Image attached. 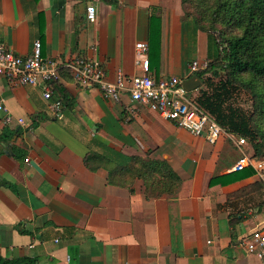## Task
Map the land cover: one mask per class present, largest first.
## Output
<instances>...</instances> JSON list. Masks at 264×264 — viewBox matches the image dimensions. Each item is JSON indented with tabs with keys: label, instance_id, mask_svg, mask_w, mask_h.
Masks as SVG:
<instances>
[{
	"label": "crops",
	"instance_id": "1",
	"mask_svg": "<svg viewBox=\"0 0 264 264\" xmlns=\"http://www.w3.org/2000/svg\"><path fill=\"white\" fill-rule=\"evenodd\" d=\"M90 5L94 22L87 19ZM182 17L180 0H0V44L30 56L40 41L43 58L65 65L100 60L114 82L119 73L142 74L136 45L146 43L157 81L184 78L193 61L211 59L208 35ZM57 85L68 95L63 104L55 90L46 100L41 88L0 78L7 109L0 111V138L5 129L13 133L0 140L1 257L36 264H264L242 245L264 225L263 184L255 175L210 185L235 172V143L224 137L210 145L129 96L115 102L98 88H81L68 68ZM92 153L108 160L96 171L85 162ZM147 156L166 160L181 177L177 196L148 198L141 180L132 193L109 184V168Z\"/></svg>",
	"mask_w": 264,
	"mask_h": 264
},
{
	"label": "trees",
	"instance_id": "2",
	"mask_svg": "<svg viewBox=\"0 0 264 264\" xmlns=\"http://www.w3.org/2000/svg\"><path fill=\"white\" fill-rule=\"evenodd\" d=\"M182 22L193 23L209 38L210 65L196 73L201 81L197 104L227 133L246 139L247 153L264 159V0H180ZM216 48L211 56L210 49ZM150 53V48H149ZM150 63V54L148 55ZM63 72V70H62ZM62 74V73H61ZM217 80V81H216ZM68 101L65 90L53 84V91ZM245 93L246 109L238 97ZM13 133L3 131L0 140L8 142ZM108 160L92 153L85 162L96 171ZM255 176L252 169L214 177L210 185L228 186ZM141 180L148 198L175 197L182 179L166 160L131 157L126 165L109 168V184L128 188ZM0 264H36L31 260H9L0 256Z\"/></svg>",
	"mask_w": 264,
	"mask_h": 264
},
{
	"label": "built area",
	"instance_id": "3",
	"mask_svg": "<svg viewBox=\"0 0 264 264\" xmlns=\"http://www.w3.org/2000/svg\"><path fill=\"white\" fill-rule=\"evenodd\" d=\"M87 19L96 20V8L87 7ZM136 65L141 67L142 74L126 77L119 73L116 81L108 80L103 64L100 60L80 58L70 64H63L55 59L43 58L41 42L35 41L30 56H22L6 45L0 44V78H5L12 87L31 86L41 88L44 98L53 97V84L61 78L62 70L69 69L73 73L75 83L86 89H99L106 99L120 102L124 96H129L130 102L140 104L158 113L163 119L184 128L196 137L204 138L209 144H217L227 137L236 144L241 157L233 167L235 172L252 169L264 186V159L251 157L247 149V141L227 133L218 123L207 114L192 99L183 83L196 73L205 71L210 61H193L186 77L172 76L157 81L150 73L149 46L146 43L136 45ZM60 103L54 108L58 109ZM0 111L7 109L0 105ZM13 122L7 116L5 124ZM19 124L25 125L22 119ZM244 249L258 259H264V225L254 228L248 236L243 238Z\"/></svg>",
	"mask_w": 264,
	"mask_h": 264
},
{
	"label": "rangeland",
	"instance_id": "4",
	"mask_svg": "<svg viewBox=\"0 0 264 264\" xmlns=\"http://www.w3.org/2000/svg\"><path fill=\"white\" fill-rule=\"evenodd\" d=\"M209 46V45H208ZM206 47H207V44H206ZM210 52H211V54L212 55H216V48H215V46L214 47H212L211 49H210ZM217 81V80H216ZM199 91H200V89H198V90H196V91H193V92H191V97H192V99H195L196 97H198L199 96ZM250 98H249V96L247 95V94H245V93H243L242 95H241V97H238V100H239V103L240 104H243L244 105V108H248L249 107V105H250V100H249ZM230 141V140H229ZM210 145H213V144H210Z\"/></svg>",
	"mask_w": 264,
	"mask_h": 264
},
{
	"label": "water",
	"instance_id": "5",
	"mask_svg": "<svg viewBox=\"0 0 264 264\" xmlns=\"http://www.w3.org/2000/svg\"><path fill=\"white\" fill-rule=\"evenodd\" d=\"M201 81L197 76H193L192 78L184 81L183 85L185 87V89L188 92H193L198 90L201 87Z\"/></svg>",
	"mask_w": 264,
	"mask_h": 264
}]
</instances>
